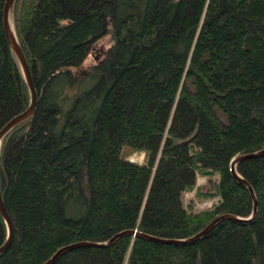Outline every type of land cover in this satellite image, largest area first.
I'll use <instances>...</instances> for the list:
<instances>
[{"label":"trees","instance_id":"1","mask_svg":"<svg viewBox=\"0 0 264 264\" xmlns=\"http://www.w3.org/2000/svg\"><path fill=\"white\" fill-rule=\"evenodd\" d=\"M0 129L27 87L2 29ZM14 34L35 93L0 144V197L12 227L0 264H42L66 245L123 231L184 241L252 202L232 159L264 149V0H15ZM109 46L83 67L95 44ZM134 152L144 162L126 160ZM236 173L254 218L221 220L188 244L122 236L54 264H264V154ZM217 176L193 213L183 195ZM6 235L0 217V246Z\"/></svg>","mask_w":264,"mask_h":264},{"label":"water","instance_id":"2","mask_svg":"<svg viewBox=\"0 0 264 264\" xmlns=\"http://www.w3.org/2000/svg\"><path fill=\"white\" fill-rule=\"evenodd\" d=\"M15 0H5L4 4H3V9H2V29L4 32V35L6 37V41L8 43L12 58L17 66V69L27 87L28 93H29V104L28 107L26 108V110L24 112H22L21 114L15 116L14 118H12L10 121H8L1 129H0V144L1 141L3 139V137L11 130L13 129L15 126H17L18 124L22 123L23 121L27 120L28 118L31 117L33 110H34V104H35V93H34V89L32 87V83H31V79H30V74H29V68L27 66V63L24 59V56L22 54V51L20 50L15 34H14V30H13V34L10 35L7 32V19H8V15L11 18V11H12V6ZM11 25L13 28V24H12V19H11ZM264 154V149L257 151L255 153H250V154H246V155H240L234 159H232L229 163V171H230V175L232 180L238 184L239 186L243 187L246 189L250 200L252 202V209H251V214L247 219H241V218H236L233 216H229V215H222L217 217L216 219H214L213 221H211L207 226H205L202 230H200L198 233H196L195 235H193L192 237H190L187 240L184 241H173V240H165V239H159V238H155V237H151V236H147V235H143V234H139L135 231H123L120 233L115 234L114 236H112L109 240H107L105 243H85V242H77V243H73V244H69L66 246H63L59 249H57L54 254L48 259L46 260L44 263L42 264H54L55 261L62 256L63 254L70 252L72 250L75 249H79V248H105V247H109L110 245L113 244V242L122 236H132V237H138L141 239H144L146 241L152 242V243H156V244H164V245H168V244H173V245H177V244H188V243H193L194 241L198 240L199 238H201L203 235H205L216 223H218L221 220H230V221H234V222H239V223H243V222H247L249 220H251L252 218H254L255 216V212H256V200L254 198V194L252 189L250 188V186L242 180V178L236 173L235 171V166L237 163L244 161V160H248V159H253L256 157H259L261 155ZM0 217L3 220V223L5 225V229H6V235H5V239L3 244L0 246V255L3 254L10 246L11 243V239H12V227H11V223L10 220L6 214V211L4 209L1 197H0Z\"/></svg>","mask_w":264,"mask_h":264},{"label":"rangeland","instance_id":"3","mask_svg":"<svg viewBox=\"0 0 264 264\" xmlns=\"http://www.w3.org/2000/svg\"><path fill=\"white\" fill-rule=\"evenodd\" d=\"M12 19V18H11ZM109 46V38L104 37L100 39L94 46L91 55L84 61L83 67L87 68L92 65L95 61V56L100 59V55H103V52ZM126 160L142 164L144 162V154L140 152H134L127 156ZM217 183V176L213 175L212 177H202L197 175L194 188L191 192L185 193L183 195V205L192 210L193 213H199L202 211H207L215 203H218L217 198H195V192L198 189V192L201 194L212 193L213 186Z\"/></svg>","mask_w":264,"mask_h":264},{"label":"bare ground","instance_id":"4","mask_svg":"<svg viewBox=\"0 0 264 264\" xmlns=\"http://www.w3.org/2000/svg\"><path fill=\"white\" fill-rule=\"evenodd\" d=\"M7 32L10 35L13 34V28H12V25H11V18H10L9 15H8V19H7Z\"/></svg>","mask_w":264,"mask_h":264}]
</instances>
